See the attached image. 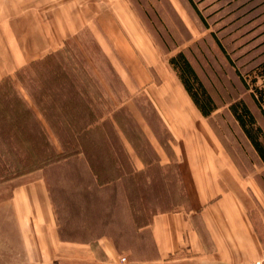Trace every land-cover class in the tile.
<instances>
[{"label": "crops", "instance_id": "crops-1", "mask_svg": "<svg viewBox=\"0 0 264 264\" xmlns=\"http://www.w3.org/2000/svg\"><path fill=\"white\" fill-rule=\"evenodd\" d=\"M85 29L128 91H141L154 107L171 137L172 157L165 154L143 114H133L135 124L156 150L162 167L172 161L178 166L188 196L185 206L152 217L156 256L138 264H253L264 250V205L261 217L252 214L248 186L232 159L176 74L160 66L158 53L122 0H0V82L13 79L51 144L61 150L55 130L64 134L70 129L57 119L65 113L70 116L69 107L61 111L53 98L47 100L45 112L55 123L52 127L40 112L42 104L37 106L29 92L27 97L21 92L19 83L26 84L17 73L27 79L22 72L26 66L62 51ZM99 126L90 127L84 142L94 150L89 162L97 171L96 181L107 185L132 174V159L140 157L116 120L112 118L110 141L100 135ZM13 131L17 137L7 144L19 151L26 143L18 136L17 124ZM0 144L5 148L6 143ZM121 259L107 237L94 242L60 238L44 177L16 185L8 198L0 200V264H121Z\"/></svg>", "mask_w": 264, "mask_h": 264}, {"label": "rangeland", "instance_id": "rangeland-1", "mask_svg": "<svg viewBox=\"0 0 264 264\" xmlns=\"http://www.w3.org/2000/svg\"><path fill=\"white\" fill-rule=\"evenodd\" d=\"M122 1L128 5L137 28L144 31L158 53L161 67L175 74L168 59L182 51L195 68L217 106L206 123L248 186L249 204L255 208L252 214L261 217L264 165L229 106L236 100H244L264 130V118L238 76V73L246 75L264 61V0ZM76 38L71 48L84 70L77 69V74L82 78L80 83L94 117L102 116V122L98 123L100 135L111 140L113 118L129 135L140 158L133 154L132 174L108 183L95 197L81 188L78 198H71L75 203L64 201L66 195L53 196L62 199L59 216L72 227L76 241L94 242L107 237L125 259H121V264H138L156 256L150 230L152 217L188 203L185 183L173 161L169 166H161L156 150L143 137L139 124H135L133 114H143L166 148L165 154L172 157L171 137L160 124L149 99L141 91L135 94L128 91L88 29ZM23 83L29 84L26 78ZM19 88L27 97L28 88L21 83ZM83 143L86 142L83 140ZM13 152L0 155V181H6L0 185V200L8 198L16 185L45 176L42 170L16 171L19 153ZM50 169L54 172L53 179H56L55 173L63 171L59 165ZM61 184L68 196L78 191L75 182Z\"/></svg>", "mask_w": 264, "mask_h": 264}, {"label": "trees", "instance_id": "trees-1", "mask_svg": "<svg viewBox=\"0 0 264 264\" xmlns=\"http://www.w3.org/2000/svg\"><path fill=\"white\" fill-rule=\"evenodd\" d=\"M72 41L74 42L70 40ZM78 58L74 55L71 44L66 43L62 51L34 62L22 71L27 73L25 76L27 83L29 82L25 88H28L30 97L37 106L40 107L42 104L39 108L40 112L52 127L55 123L45 112L47 100L51 101L53 98L54 104L58 105L61 111L66 112L69 107L70 116L66 118L65 113V117L60 116L57 119L60 125L64 123L65 128L68 129L67 125H69L70 129L64 134H59L55 130L61 150H57L51 144L42 121L35 116L32 107L20 94L13 79L5 78L0 82V143H6L5 148L0 147V155L14 154V149L9 147L7 142L17 137L13 131L17 124V129L21 132L18 136L26 143L24 144L26 147L17 150L19 157L16 171L41 169L44 172L56 214L59 236L67 241L75 240L74 231L68 223L61 221L58 208L63 201L54 196L63 198V195H66L64 201L75 203L71 198L72 196L74 199L78 198L80 188L81 191H86L87 195L95 197L97 191L107 186H98L95 179L97 171L95 172L93 165L89 162L94 150L83 143L90 132V127L98 124L102 116L94 117L90 102L87 99L84 100L87 93L80 83L82 78L77 74V69L83 70ZM168 64L202 116L210 117L217 106L185 53L180 51L171 56ZM238 76L244 87L250 91L253 102L264 118V61L257 64L246 75L238 73ZM17 77L20 81L24 79L20 72L17 73ZM229 109L264 165V130L258 124L255 114L242 99L231 103ZM54 119L56 122V118ZM30 125L33 127L30 128ZM108 150L106 151L109 157ZM55 165H59L63 171L55 173L56 179H53L54 172H50V168ZM4 168L7 167L4 166ZM1 177L5 175L2 174ZM63 181L75 182V188L78 191L68 196L67 190L62 187ZM86 181H89V184ZM84 183L85 186L82 185Z\"/></svg>", "mask_w": 264, "mask_h": 264}, {"label": "built area", "instance_id": "built-area-1", "mask_svg": "<svg viewBox=\"0 0 264 264\" xmlns=\"http://www.w3.org/2000/svg\"><path fill=\"white\" fill-rule=\"evenodd\" d=\"M122 261H125V259L122 258ZM253 264H264V250H263L260 258L257 259Z\"/></svg>", "mask_w": 264, "mask_h": 264}]
</instances>
